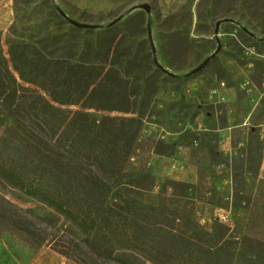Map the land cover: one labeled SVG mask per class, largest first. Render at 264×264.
Returning a JSON list of instances; mask_svg holds the SVG:
<instances>
[{"label":"trees","instance_id":"16d2710c","mask_svg":"<svg viewBox=\"0 0 264 264\" xmlns=\"http://www.w3.org/2000/svg\"><path fill=\"white\" fill-rule=\"evenodd\" d=\"M51 12L54 31L36 40L10 32L4 50L0 30V177L74 225L77 235L54 249L77 264H264V238L225 215L201 225L178 180L155 187L138 163L143 119L134 113L153 58L131 57L132 39L113 23L74 26L81 38L67 41L65 17ZM4 210L6 230L32 247L47 240L16 208Z\"/></svg>","mask_w":264,"mask_h":264},{"label":"rangeland","instance_id":"374dc122","mask_svg":"<svg viewBox=\"0 0 264 264\" xmlns=\"http://www.w3.org/2000/svg\"><path fill=\"white\" fill-rule=\"evenodd\" d=\"M54 6L95 29L119 17L113 24L122 41L132 39L131 57H152L154 47L161 68L150 65L134 113L143 119L138 163L155 187L178 180L201 225L225 215L236 231L264 238V0H0L4 50L10 32L21 40L53 32ZM74 26L59 29L72 43L81 38ZM0 207L16 208L47 237L32 247L0 223V264H77L53 247L77 235L63 214L1 177Z\"/></svg>","mask_w":264,"mask_h":264},{"label":"water","instance_id":"95a60500","mask_svg":"<svg viewBox=\"0 0 264 264\" xmlns=\"http://www.w3.org/2000/svg\"><path fill=\"white\" fill-rule=\"evenodd\" d=\"M142 6H143L146 10H148V8H149L147 3H143ZM60 13L62 14V16L65 17V19H66L69 23H71L72 25H75V26H77V27H86V26H87V27H90V26H94V25L88 24V23H86V22L78 21V20H76V19H74V18H72V17L66 15V13H65L63 10H60ZM118 18H119V17L113 19L109 24L114 23ZM217 24H218V22L216 23V27H215V29L217 28ZM216 50H218V48H217ZM151 51H152V58H153L154 62L156 63V65H157L158 67L161 68L160 63H158V61H157V58H156V55H155V49H154L153 46L151 47ZM215 52H216V51H215ZM215 52H213L212 54H210L209 56H207V57H206L201 63H199L197 66H195V67L192 69V71H197V70H199L200 68H202V67L208 62V60H209V59L215 54Z\"/></svg>","mask_w":264,"mask_h":264},{"label":"crops","instance_id":"0c3cea01","mask_svg":"<svg viewBox=\"0 0 264 264\" xmlns=\"http://www.w3.org/2000/svg\"><path fill=\"white\" fill-rule=\"evenodd\" d=\"M1 264H12V263H10V262L8 263V262H5V261H4V262H3V263H1Z\"/></svg>","mask_w":264,"mask_h":264}]
</instances>
